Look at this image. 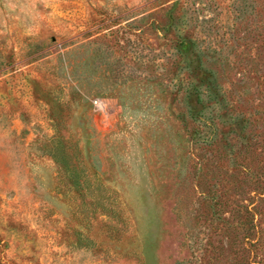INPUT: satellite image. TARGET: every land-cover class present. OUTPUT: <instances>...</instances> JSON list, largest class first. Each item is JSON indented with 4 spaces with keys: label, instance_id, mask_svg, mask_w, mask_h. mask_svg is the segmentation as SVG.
<instances>
[{
    "label": "rangeland",
    "instance_id": "374dc122",
    "mask_svg": "<svg viewBox=\"0 0 264 264\" xmlns=\"http://www.w3.org/2000/svg\"><path fill=\"white\" fill-rule=\"evenodd\" d=\"M0 264H264V0H0Z\"/></svg>",
    "mask_w": 264,
    "mask_h": 264
}]
</instances>
